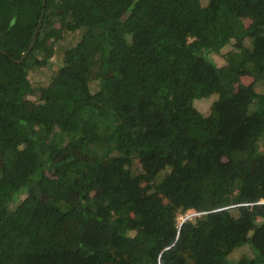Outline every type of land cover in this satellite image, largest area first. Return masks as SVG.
<instances>
[{"label": "trees", "instance_id": "trees-1", "mask_svg": "<svg viewBox=\"0 0 264 264\" xmlns=\"http://www.w3.org/2000/svg\"><path fill=\"white\" fill-rule=\"evenodd\" d=\"M43 1L0 0V264H264V0Z\"/></svg>", "mask_w": 264, "mask_h": 264}, {"label": "rangeland", "instance_id": "rangeland-1", "mask_svg": "<svg viewBox=\"0 0 264 264\" xmlns=\"http://www.w3.org/2000/svg\"><path fill=\"white\" fill-rule=\"evenodd\" d=\"M244 21L246 24H249L252 20V18L250 16H245L244 18ZM225 50H222V53H213L211 54V56L216 60V62L219 64V65H223L226 63V59L225 57L223 56V52ZM61 60V55L60 53H57L55 55V58H54V61H55V64L58 65V63L60 62ZM47 72L45 73H41L39 76H37L34 81L36 80H39L43 83H46V78H47V75H46ZM255 79V75L254 74H244L242 76V79H241V83H244V84H250L254 81ZM32 100H35V97H31ZM214 96L212 95V98H205V99H201V100H198L196 102L197 106L199 109H201L203 112H208L209 111V108H210V105L213 103L214 101ZM69 154H72V155H75L77 156L79 159L82 158L83 156L80 154V151L78 149H75V148H72V150L68 153ZM208 176V175H207ZM209 180L210 181H213L214 180V177H216L217 179V173H213V174H210L209 175ZM207 178V177H206ZM208 179V178H207ZM94 189V188H92ZM196 215H194V210H189L188 212H186L185 214H180L179 215V222L182 221V218H186L187 220V217H191V218H188V219H193ZM149 243H153L155 242V237H152L150 238V240H148ZM147 244V241L145 242Z\"/></svg>", "mask_w": 264, "mask_h": 264}, {"label": "water", "instance_id": "water-1", "mask_svg": "<svg viewBox=\"0 0 264 264\" xmlns=\"http://www.w3.org/2000/svg\"><path fill=\"white\" fill-rule=\"evenodd\" d=\"M46 3H47V0H44L43 1L44 7L46 6ZM42 12H43L42 13V18H41V20L39 22V25H38V27H37V29L35 31L33 41L31 43L30 47L23 53L22 57L20 59H18L17 62H23L27 58V56L29 55V53L31 52V50L33 49V47L35 46V43H36V40H37V36H38V34L40 32V28L42 26L43 17H44V13H45V8H43V11Z\"/></svg>", "mask_w": 264, "mask_h": 264}, {"label": "built area", "instance_id": "built-area-1", "mask_svg": "<svg viewBox=\"0 0 264 264\" xmlns=\"http://www.w3.org/2000/svg\"><path fill=\"white\" fill-rule=\"evenodd\" d=\"M194 215H200V213L194 210ZM188 218H191V217H187V219ZM184 221H186V218H182V221L180 223H183Z\"/></svg>", "mask_w": 264, "mask_h": 264}]
</instances>
